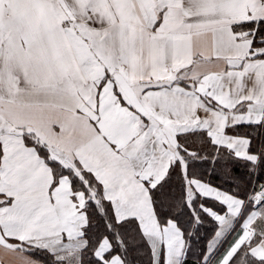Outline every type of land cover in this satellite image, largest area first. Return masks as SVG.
Here are the masks:
<instances>
[{
    "label": "snow or ice",
    "instance_id": "1",
    "mask_svg": "<svg viewBox=\"0 0 264 264\" xmlns=\"http://www.w3.org/2000/svg\"><path fill=\"white\" fill-rule=\"evenodd\" d=\"M0 253L264 264V0H0Z\"/></svg>",
    "mask_w": 264,
    "mask_h": 264
},
{
    "label": "crops",
    "instance_id": "2",
    "mask_svg": "<svg viewBox=\"0 0 264 264\" xmlns=\"http://www.w3.org/2000/svg\"><path fill=\"white\" fill-rule=\"evenodd\" d=\"M0 260H2L4 264H17L14 258L5 256L3 253H0Z\"/></svg>",
    "mask_w": 264,
    "mask_h": 264
}]
</instances>
